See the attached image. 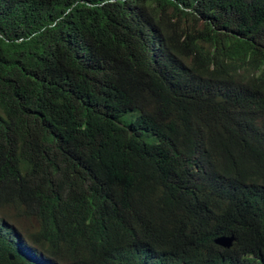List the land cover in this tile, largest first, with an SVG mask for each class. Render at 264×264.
<instances>
[{
    "label": "trees",
    "instance_id": "obj_1",
    "mask_svg": "<svg viewBox=\"0 0 264 264\" xmlns=\"http://www.w3.org/2000/svg\"><path fill=\"white\" fill-rule=\"evenodd\" d=\"M9 219L0 264H264V0H0Z\"/></svg>",
    "mask_w": 264,
    "mask_h": 264
},
{
    "label": "clouds",
    "instance_id": "obj_2",
    "mask_svg": "<svg viewBox=\"0 0 264 264\" xmlns=\"http://www.w3.org/2000/svg\"><path fill=\"white\" fill-rule=\"evenodd\" d=\"M19 221H24L23 219ZM8 222V223H7ZM0 220V228L6 244L14 253L22 256L28 262H39L43 258V253L35 246V243L28 235L29 231L36 232V226L31 222H25V227L21 228L16 222ZM46 262V260H45ZM51 262H46V264Z\"/></svg>",
    "mask_w": 264,
    "mask_h": 264
},
{
    "label": "water",
    "instance_id": "obj_3",
    "mask_svg": "<svg viewBox=\"0 0 264 264\" xmlns=\"http://www.w3.org/2000/svg\"><path fill=\"white\" fill-rule=\"evenodd\" d=\"M233 237H227V236H221L219 238H216L215 241L216 243L224 246V247H229L232 243Z\"/></svg>",
    "mask_w": 264,
    "mask_h": 264
},
{
    "label": "rangeland",
    "instance_id": "obj_4",
    "mask_svg": "<svg viewBox=\"0 0 264 264\" xmlns=\"http://www.w3.org/2000/svg\"><path fill=\"white\" fill-rule=\"evenodd\" d=\"M16 225H18L19 227L23 228L25 227V222L24 221H16Z\"/></svg>",
    "mask_w": 264,
    "mask_h": 264
}]
</instances>
